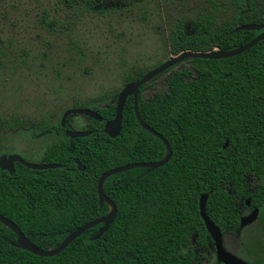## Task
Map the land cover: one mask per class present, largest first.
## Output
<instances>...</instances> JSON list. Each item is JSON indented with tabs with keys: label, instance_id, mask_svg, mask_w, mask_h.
Returning <instances> with one entry per match:
<instances>
[{
	"label": "trees",
	"instance_id": "obj_1",
	"mask_svg": "<svg viewBox=\"0 0 264 264\" xmlns=\"http://www.w3.org/2000/svg\"><path fill=\"white\" fill-rule=\"evenodd\" d=\"M61 1L69 14L49 18L44 8L42 26L52 34L64 32L72 42L70 29L78 18L144 16L152 0ZM204 1L199 10L171 15L166 34L170 54L231 49L263 30L236 28L264 24V0ZM189 59L194 72L175 69L180 61L158 74L168 72L166 91L142 97L146 83L139 87V114L166 138L172 153L156 168L133 167L105 178L103 191L116 208L107 230L92 239L102 225L98 223L59 253L39 256L12 245L15 232L0 222V264H204L203 252L213 248V241L199 214V196L208 193L205 212L223 238L240 228L246 197L250 207L264 204V183L258 180L264 174V38L229 57ZM150 69L133 68L122 77L123 85ZM116 97L88 106L102 120L87 116L83 130L90 133L85 136L65 134L69 116L64 125L59 120L53 126L60 136L45 146L40 162L60 166L30 169L14 162L12 173L0 169V213L38 247L53 248L76 227L108 213L96 191L103 171L163 157L164 143L140 126L131 95L122 109L119 134L103 131L104 121L115 114ZM258 224L264 227V216Z\"/></svg>",
	"mask_w": 264,
	"mask_h": 264
},
{
	"label": "rangeland",
	"instance_id": "obj_2",
	"mask_svg": "<svg viewBox=\"0 0 264 264\" xmlns=\"http://www.w3.org/2000/svg\"><path fill=\"white\" fill-rule=\"evenodd\" d=\"M204 6V0H152L144 16L86 15L71 26L70 42L64 32L52 34L42 26L44 8L49 18L69 14L61 0H0V155L16 153L40 162L45 146L60 136L53 126L66 109L111 101L128 71L153 68L168 59L171 15ZM194 65L186 58L174 68L194 72ZM167 73L146 82L141 96L166 91ZM86 123L85 114L68 117L70 129L83 130ZM258 180L264 183V174ZM250 209L247 206L242 215ZM261 216L264 204L255 221L225 235L223 242L243 259L264 264ZM214 261V249H206L202 262Z\"/></svg>",
	"mask_w": 264,
	"mask_h": 264
},
{
	"label": "water",
	"instance_id": "obj_3",
	"mask_svg": "<svg viewBox=\"0 0 264 264\" xmlns=\"http://www.w3.org/2000/svg\"><path fill=\"white\" fill-rule=\"evenodd\" d=\"M263 28L261 32H259L256 36H254L251 40L248 42L231 49L227 50H221L218 48H215L210 51H190L186 50L179 54L172 55L168 59L162 61L159 65L151 68L149 71H147L143 76H141L139 79L127 82L123 85V87L120 89V91L117 94L116 97V105H115V114L112 118L104 121L103 123V131L108 134L111 137H114L119 134L121 125H122V109L126 100L127 96H132L133 101V109L135 117L138 121V123L142 126V128L146 129L153 135L157 136L165 145V153L162 158L157 159L155 161H139V162H132V163H126L123 165L115 166L110 169H107L103 171L98 179L96 184V191H97V197L98 202L102 204L103 202H106L109 206L108 213L93 218L89 221H86L82 225L76 227L74 230L70 231L63 240L58 243L53 248H40L37 245L33 244L20 230V228L9 218L5 217L0 213V222H2L5 226L12 229L16 234L15 240H10L9 242L12 245L18 246L22 249H25L33 254L39 255V256H51L54 254L59 253L69 242H71L75 237L79 236L82 232L87 230L88 228L98 224L102 223V225L99 226L96 233H94L91 238L95 239L100 237L104 231L107 230L110 223L112 222L115 213L116 208L112 200L106 196V194L103 191L102 184L105 178L113 173L121 172L126 169H130L133 167H146L148 169L156 168L168 161V159L171 156L172 150L170 147L169 142L164 138L160 133H158L155 129H153L151 126L146 124L138 111V92L139 87L151 80L156 75L162 73L164 70L169 68L172 65H176L180 61H183L186 58L191 57H201V58H224L229 57L234 54L240 53L254 44H256L258 41L264 38V24L261 23H243L237 26L236 29H260ZM71 114H85L87 116L93 117L94 119L101 121L102 117L93 109L89 107H72L66 109L61 116V125H64L65 119L67 116ZM65 134L71 136V137H79V136H85L90 133V130H75L67 128L64 130ZM227 144V141L224 142L223 146ZM14 162H18L22 165H24L27 168L30 169H46V168H54L60 166L59 163H41V162H30L25 159H23L20 155L16 153L12 154H1L0 155V169L6 170L9 173H12L14 170L13 164ZM77 167L79 170H83L84 166L77 162ZM208 193H202L199 196L198 199V207H199V214L204 222L205 228L208 231L212 241H213V248L215 252V260L216 263H222V264H251L250 262L246 261L242 257L236 255L235 253L228 250L223 242V236L222 233L217 225L208 217V215L205 212V204L207 200ZM245 205L250 206L251 200L250 197H246L245 199ZM258 215V207L253 206L251 207L250 211L242 216H240L239 219V227H243L249 223H252L257 219Z\"/></svg>",
	"mask_w": 264,
	"mask_h": 264
},
{
	"label": "flooded vegetation",
	"instance_id": "obj_4",
	"mask_svg": "<svg viewBox=\"0 0 264 264\" xmlns=\"http://www.w3.org/2000/svg\"><path fill=\"white\" fill-rule=\"evenodd\" d=\"M65 123V122H64ZM141 126V125H140ZM142 127V126H141Z\"/></svg>",
	"mask_w": 264,
	"mask_h": 264
}]
</instances>
